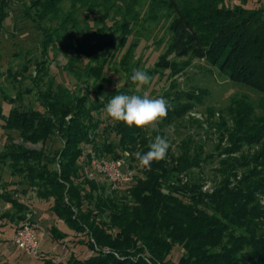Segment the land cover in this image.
<instances>
[{
    "label": "trees",
    "instance_id": "16d2710c",
    "mask_svg": "<svg viewBox=\"0 0 264 264\" xmlns=\"http://www.w3.org/2000/svg\"><path fill=\"white\" fill-rule=\"evenodd\" d=\"M249 1L174 3L169 53L206 58L232 81L264 94V0H258V7L249 6ZM49 2L44 8L51 14L56 5ZM10 3L0 0V26L10 15ZM159 65L169 67L163 60ZM102 67L94 68L96 76ZM70 94L64 88L42 92V109L11 102L13 107L5 114L0 106L8 136L0 149V201L9 205L1 210V222L17 227L30 222L38 229L33 211L35 203L42 202L70 229L49 226L64 248L69 241L72 246L67 257L42 251L35 258L37 264H264V206L257 197L264 194V115L251 142L262 145L252 163L261 169L251 170L233 186L231 173L207 193L203 178L193 176L206 164L205 142L182 140L178 152L169 143L165 158L146 169L136 158L137 152L148 151L152 141L146 126L129 127L109 117L106 140L99 144L101 119L85 117L90 111L87 99ZM184 96L188 102L173 101L177 106L172 104L161 120L162 131L193 107L194 94ZM70 116L74 119L67 121ZM251 123L237 120L234 129H246ZM54 136L62 141L55 150L47 145ZM120 149L134 153L127 167L133 170L132 180L114 183L103 175L89 176L94 157L116 159ZM6 171L18 180H4ZM75 245L91 253L82 256ZM176 246L182 249L178 262L170 258Z\"/></svg>",
    "mask_w": 264,
    "mask_h": 264
},
{
    "label": "rangeland",
    "instance_id": "374dc122",
    "mask_svg": "<svg viewBox=\"0 0 264 264\" xmlns=\"http://www.w3.org/2000/svg\"><path fill=\"white\" fill-rule=\"evenodd\" d=\"M45 1L11 0L10 15L0 26V106L5 114L13 107L11 102L42 109L39 101L42 92L68 89L71 98L87 99L86 107L89 106L90 111H86L85 117L101 119L97 130V141L101 144L106 140L104 129L109 123L105 105L113 96L124 93L157 98L162 95L172 108V104L188 102L184 95L190 93L195 98L191 103L193 107L172 127L162 131L163 119L146 126L150 140L165 132L163 137L173 144L175 152L179 151L182 140L205 142L206 164L202 172L195 171L193 176L203 178V191L207 193H212L231 173L233 186L251 170L261 169V160L257 161L261 166L254 167L256 163H252L262 145L251 142L255 140L254 133L264 115V94L249 85L232 81L218 65L206 58L192 54L178 57L169 53L170 28L176 16L173 4L181 5L185 0H48L49 6L56 5L51 14L44 8L47 6ZM249 6L258 7V0H250ZM162 60L169 64L168 68L159 65ZM101 65L102 70L96 76L94 68ZM136 69L148 73L151 77L149 85L130 80ZM69 119L74 117L66 120ZM244 119L252 122L251 125L235 130L236 121ZM2 123L0 120V149L8 142ZM13 132L16 141H20L19 133ZM221 134L224 136L222 141ZM111 137L114 139L115 136ZM47 145L55 150L62 141L54 136ZM28 146L39 148L40 144ZM118 153L117 158L124 159L128 166L130 154L134 153L129 149H120ZM244 160L247 165H240ZM133 169L137 171L136 166ZM3 175L4 180H18L7 171ZM257 197L264 206V194L259 193ZM35 205L36 213L43 220L41 227L49 231V226L57 225L69 232L66 223L49 210L48 204L36 202ZM6 207L8 205L4 206L0 201V213ZM3 227V234L8 237L17 225L4 226L0 220V229ZM45 230L41 229L39 233ZM53 241L51 236L43 239V250H49ZM69 242L67 249L62 243L61 247L56 246L61 253L65 250L63 257L72 246ZM10 247L9 240L0 241V253ZM56 247L53 245L51 251ZM74 248L82 256L91 253L86 248L82 251V246L75 245ZM12 252L24 256L29 264H37L35 257L17 246L12 247ZM181 253L182 249L176 246L170 258L178 262ZM1 262L23 264L14 262L7 254L0 256Z\"/></svg>",
    "mask_w": 264,
    "mask_h": 264
},
{
    "label": "clouds",
    "instance_id": "9594fccd",
    "mask_svg": "<svg viewBox=\"0 0 264 264\" xmlns=\"http://www.w3.org/2000/svg\"><path fill=\"white\" fill-rule=\"evenodd\" d=\"M130 80L139 85H149L151 77L145 70L136 69ZM170 105L162 95L150 98L148 95L117 94L105 105L107 115L122 121L127 126L143 127L166 117ZM169 149V142L162 136H156L149 142L148 151L137 152L140 164L150 169L152 162L164 159Z\"/></svg>",
    "mask_w": 264,
    "mask_h": 264
},
{
    "label": "built area",
    "instance_id": "2783aa9c",
    "mask_svg": "<svg viewBox=\"0 0 264 264\" xmlns=\"http://www.w3.org/2000/svg\"><path fill=\"white\" fill-rule=\"evenodd\" d=\"M92 165L93 170L88 171L92 178L103 175L107 180L114 183L129 182L133 178V170L127 168L126 161L122 158L94 157ZM11 242L35 258L42 254L41 239L37 228L30 222H23L17 227Z\"/></svg>",
    "mask_w": 264,
    "mask_h": 264
},
{
    "label": "crops",
    "instance_id": "0c3cea01",
    "mask_svg": "<svg viewBox=\"0 0 264 264\" xmlns=\"http://www.w3.org/2000/svg\"><path fill=\"white\" fill-rule=\"evenodd\" d=\"M9 206V205H8ZM36 210H37V208H36ZM33 213H34V217L35 218H37L38 219V222L36 221V225H37V227H38V229H37V231H38V234H39V237H40V239H41V249H42V251H46V252H50L51 250H52V248H53V245L56 247L57 246V244H59L60 245V247H61V242H58V241H53V243L51 244V246L49 247V250H43V247H42V240L43 239H47L49 236H51L52 237V235H51V230H45V228H43V227H41V225H40V222H41V220H40V218H39V215L35 212V211H33ZM36 219V220H37ZM3 223V222H2ZM42 223H43V220H42ZM4 224V223H3ZM8 225V224H7ZM7 225H5L4 224V226H7ZM41 229H44L45 231H43L42 233H39V230H41ZM50 229V228H49ZM1 230V235H0V241H7V240H9L10 241V244H11V247L9 248V249H4V250H2L1 251V253H0V256L1 255H10L11 256V258H12V260L14 261V262H18V263H23V264H29V262H25V258H23L24 256H17L16 254L14 255L13 253L14 252H12V247L13 246H15V245H13L12 244V242H11V239H12V236H13V234H14V232H15V230H16V228H15V230L13 231L12 230V233H10V235L8 236V237H5L6 235H4L3 233H5L4 232V230H5V228L3 227V228H1L0 229ZM41 234H42V236H41ZM69 246H67V248H68ZM66 248V249H67ZM61 250V249H60ZM57 247H56V249L54 250V251H52V253L53 252H55V251H57V253H55L57 256H63L64 254L63 253H65V250L63 251V253H61V252H59L60 251ZM11 253V254H10ZM21 261V262H20ZM0 264H6V262L5 263H0ZM9 264V263H8Z\"/></svg>",
    "mask_w": 264,
    "mask_h": 264
}]
</instances>
